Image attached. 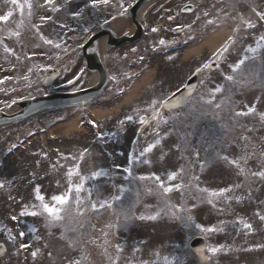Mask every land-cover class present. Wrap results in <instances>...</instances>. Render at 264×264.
<instances>
[{
    "label": "rangeland",
    "instance_id": "obj_1",
    "mask_svg": "<svg viewBox=\"0 0 264 264\" xmlns=\"http://www.w3.org/2000/svg\"><path fill=\"white\" fill-rule=\"evenodd\" d=\"M252 2L256 15L246 9L248 7L240 9L239 16L243 15L237 38L240 48L247 41L252 42L249 33L259 30L260 24L264 27V19L261 18V14H264V0ZM19 3L24 5L23 11L13 5L11 0H0V16L9 11L13 13L8 21L0 22V111L12 109L14 102L58 91L61 84L73 78L80 70L78 49L90 34L85 28L91 31L111 15L110 8L105 9L104 3L93 4L92 0H51V3L46 0H30L31 9L24 0H19ZM219 3L221 1L213 5V8L218 9ZM87 4L102 6L103 9L98 12H102L100 15L105 13L106 17L96 19L94 14L86 11L89 6ZM158 4L161 3L152 6ZM148 9L145 14L149 18L157 13H148ZM257 14L260 16L258 20ZM80 17L83 19L78 21ZM225 20H229L226 24H235L233 18L226 17ZM221 21L220 17L215 20ZM170 36L166 35L165 38ZM57 44L59 47H56ZM143 50L146 55L149 53L148 44H145ZM204 57L203 52L196 59L181 64H177L179 59L176 58L168 63L162 61L161 66L158 65L161 60L151 63V67L160 66L157 80L137 105H143L139 106L143 109L146 105L147 110L158 107L171 91L183 84L199 64V59L203 60ZM235 59L239 61L241 57ZM110 60L113 62L114 59ZM262 62L251 64L246 74L251 78L245 81L237 69L233 70L236 63L232 61L227 70L228 76H233L234 83L238 87L241 84L248 93L243 95L245 91H242V94L228 98L223 108L215 106L214 112L209 113L202 125L194 123L190 130L185 119L171 126L172 118L169 114L155 117L153 124L142 133L138 125L151 111L144 109L145 113L140 119L127 121L122 116L127 111L119 113V109L115 108L111 116L93 122L99 139L105 141L106 136H109L107 134L114 132L110 141L112 144L108 142L101 151L104 160H97L90 149V138H96L93 133H90L92 136L85 134L87 129L68 134L63 132V123L76 115L73 108L42 112L1 128L0 185L3 186L0 187V241L6 243L8 259L0 260V264H72L76 259L79 264H197L186 245L198 230L207 235L209 264H217L223 257L232 261L227 253L226 256L221 253L227 249L230 252L235 250L229 248L234 241L232 233L236 227L235 217L242 220L237 225L240 231L246 228L247 222L251 226L245 232L250 243L242 250L248 252H241L237 259H241L244 264H264V220L260 219L264 216V176L258 175L264 172ZM53 65L60 69V79L51 88H42L41 78L46 69ZM91 79L86 76L76 87L89 84ZM226 81L230 84L232 80ZM73 89L71 87L69 90ZM115 97L110 94L107 100ZM106 104L102 100L96 101L95 107L109 109ZM249 108L253 111L249 112ZM129 110L132 111V108ZM250 122L253 125L250 126ZM99 128L104 136H101ZM151 134H154L155 143L158 144L153 149L151 147L150 151H145L147 156L137 155L135 148L146 144ZM199 138L198 147L196 143ZM245 139L247 158L239 162L238 168L233 167L225 154V157H216L210 165L205 160L198 168L178 171L179 157H183L184 152L189 155L194 152L200 154L201 147L209 140L210 148L221 141L222 147L229 144L231 152L235 153L239 147L237 141ZM13 144H16L15 151L10 159L8 148ZM20 144H27L28 147L21 149ZM184 144L188 150L181 155V146ZM133 146L135 148L131 152ZM192 146H195V151L191 149ZM99 152L96 150L95 154ZM135 158L138 160L131 163ZM129 164L137 165L136 178L146 177L141 179L143 186L137 185L140 178H129L134 169L128 167ZM126 168L130 171L126 172L127 179L124 180L121 174ZM73 171L80 173L81 177H73ZM172 173H176V177L169 181L168 176ZM154 176H159L165 187L173 186V190L163 192L159 187L160 182L151 179ZM177 185L178 188L175 187ZM77 186H81L79 192L76 191ZM134 188L138 191L134 192ZM37 190L44 197L43 202L37 199ZM214 192L217 195H212ZM209 193L217 210L203 205L202 200H209ZM57 195L69 196V207L63 205L66 209L61 211L64 219L58 220L59 225L51 224L52 218L42 207V203L60 207L52 199ZM71 200L75 202H69ZM221 208L227 210L224 224L220 223L223 215L218 214ZM21 212H35L37 215H21ZM183 221L186 222L185 227L180 224ZM212 228L216 230L210 235L207 231ZM74 229L78 230L75 235ZM242 234L244 236V231ZM92 240L97 241L98 245H91ZM220 241L229 246L225 247ZM243 242L246 243V240ZM213 248L217 251H211ZM220 261L218 264H221Z\"/></svg>",
    "mask_w": 264,
    "mask_h": 264
},
{
    "label": "flooded vegetation",
    "instance_id": "obj_2",
    "mask_svg": "<svg viewBox=\"0 0 264 264\" xmlns=\"http://www.w3.org/2000/svg\"><path fill=\"white\" fill-rule=\"evenodd\" d=\"M164 4H166L167 8L160 10L159 14L153 15L151 18L141 16L139 23L143 28V34L139 39L129 37L128 39L133 40L131 44L124 43L114 49L107 48L105 52L106 64L111 66L121 61L129 67L139 70L146 61V51L143 50L145 44L148 43L149 47L153 48L152 54H157L158 56H160L162 47L168 48L171 53L177 52L188 41L192 40L194 35L215 25L212 12H203L204 6L210 4L209 1L168 0ZM185 4L193 5L192 12L189 15L179 13L180 7ZM165 14L169 15L164 16ZM184 16H190L191 18L185 19ZM153 29H156V31H153ZM173 33L175 34L173 37L165 38L166 35ZM110 58L114 59L113 62H111ZM197 69L199 70L198 76L200 78H204L211 73L206 70L204 65H200Z\"/></svg>",
    "mask_w": 264,
    "mask_h": 264
},
{
    "label": "water",
    "instance_id": "obj_3",
    "mask_svg": "<svg viewBox=\"0 0 264 264\" xmlns=\"http://www.w3.org/2000/svg\"><path fill=\"white\" fill-rule=\"evenodd\" d=\"M147 1L148 0H140L139 3L134 7V10L141 7ZM90 60L91 58L88 57L89 63H90ZM100 72L101 74H103L102 70H100ZM53 76H54V73H48L44 79L45 80L44 83L46 84L50 83V79H52ZM100 85H103V83H101ZM194 87H195V79H190L180 91L172 95L170 98H168L163 103L164 108L166 110H170L172 108H177V107L184 105L189 95H191V93L193 92ZM89 96L90 95L88 94V92H84V93L74 94V95H56V96L46 97V98H37L32 101L19 103L17 105L21 108V111L12 116H6L3 114H0V124L8 123L20 117L34 114L43 109H50V108H54V107L61 106L64 104H79L83 100L89 98ZM192 245L194 247V251L196 255L198 256V259L202 261L203 260V246H202L201 240H194L192 242Z\"/></svg>",
    "mask_w": 264,
    "mask_h": 264
},
{
    "label": "snow or ice",
    "instance_id": "obj_4",
    "mask_svg": "<svg viewBox=\"0 0 264 264\" xmlns=\"http://www.w3.org/2000/svg\"><path fill=\"white\" fill-rule=\"evenodd\" d=\"M47 3H51V0H46ZM107 3L108 0H92V3L93 4H96V3ZM11 3L13 5H16L18 8L21 9V11H23V7L24 5L23 4H20L19 3V0H11ZM24 3L27 4V6L29 7V9H31L32 5L30 3V0H24ZM12 12L9 11L7 14L5 15H2L0 16V22H6L8 21V19L12 16ZM261 18L264 19V14H261ZM42 19H47V18H42ZM63 27V26H62ZM153 31H156V29H153ZM161 43H163V41H161ZM56 47H59V44L56 45ZM245 63L244 60H241L239 61L235 67H234V71L236 69H239L241 65H243ZM208 65H206L207 67ZM226 79H228L229 81L233 80L234 77L233 76H227ZM222 89L220 87H217L215 89L216 92H220ZM217 107H219V105H217ZM249 112L253 111V109L249 108L248 110ZM244 114H247V113H244ZM237 115H241V113H237ZM129 119H131V117H129ZM151 145L149 146L148 149H145V151H150L151 150ZM126 171H130L128 169H126ZM102 173H97V175H100ZM253 175H257V173H254ZM258 175L260 176H264V172H261V173H258ZM176 177V173H172L168 176V180L171 181L173 179H175ZM152 179H155L156 181H159V187L163 190V192L167 193V192H170L173 190V186H168V187H165L164 186V183L162 181H160V177L159 176H154V177H151ZM140 179H146V177H141ZM3 185H0V187H2ZM175 187H179L178 185L175 186ZM81 190V186H77L76 188V191L79 192ZM221 191H225V190H221ZM212 195H217V193H212ZM37 199L42 201L44 200V197L39 195V192L37 190ZM52 199L58 204V205H65L67 204L68 200H69V196L68 195H57V196H53ZM42 207H43V210L48 213V215L52 218V220H60L62 219V217L60 216V212H61V208L59 207H56V206H50L49 204H46V203H42ZM95 207V206H94ZM21 215H37V213L35 212H32V213H27V212H21ZM143 219V217H141ZM149 218H152L154 219L155 217H149ZM13 219H16L15 217H13ZM261 220H264V216H261L260 217ZM245 227H251L250 225H245ZM214 229H208V231H213ZM21 236L24 235L23 232L20 233ZM26 245H22V247H25ZM211 251L215 252L217 251V249L213 248L211 249ZM33 255L35 256V253H33Z\"/></svg>",
    "mask_w": 264,
    "mask_h": 264
},
{
    "label": "bare ground",
    "instance_id": "obj_5",
    "mask_svg": "<svg viewBox=\"0 0 264 264\" xmlns=\"http://www.w3.org/2000/svg\"><path fill=\"white\" fill-rule=\"evenodd\" d=\"M229 33H230V31L225 29V30L220 31L219 33H214V34L208 36L207 38L202 40L198 45H196L192 48H189L185 52L184 58H188L190 56L196 55L197 53H199L201 50H203L205 48H207L209 51L215 50L226 39V37L228 36ZM100 45L102 47L103 42H100ZM150 78H151L150 74H144L139 79V81H137L131 87V89L128 91V93L126 94V96L123 99V103L130 100L136 94L138 88L140 86H142L143 84H145L146 82H148ZM91 113H92L93 117L99 118V117L103 116L104 114L109 113V111H100L98 109L93 108L91 110ZM63 127H64L63 128L64 133H69L72 130H76V128H77L76 118H71L70 120L65 122L63 124Z\"/></svg>",
    "mask_w": 264,
    "mask_h": 264
}]
</instances>
